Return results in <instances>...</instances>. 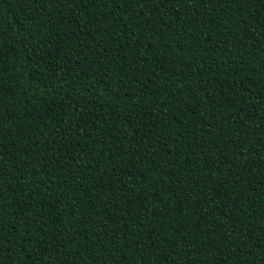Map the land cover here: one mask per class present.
I'll list each match as a JSON object with an SVG mask.
<instances>
[{
  "label": "trees",
  "instance_id": "16d2710c",
  "mask_svg": "<svg viewBox=\"0 0 264 264\" xmlns=\"http://www.w3.org/2000/svg\"><path fill=\"white\" fill-rule=\"evenodd\" d=\"M0 264H264V0H0Z\"/></svg>",
  "mask_w": 264,
  "mask_h": 264
}]
</instances>
